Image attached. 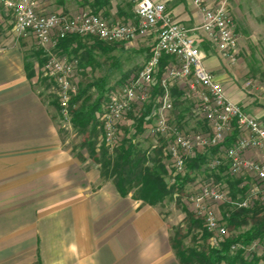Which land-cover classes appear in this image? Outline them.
Wrapping results in <instances>:
<instances>
[{
  "label": "crops",
  "instance_id": "1",
  "mask_svg": "<svg viewBox=\"0 0 264 264\" xmlns=\"http://www.w3.org/2000/svg\"><path fill=\"white\" fill-rule=\"evenodd\" d=\"M154 1L164 3L173 19L189 27L202 22L193 0ZM83 8L109 21L135 18L133 0H108L100 8L93 0L38 3L43 13L73 15ZM194 37L205 68L227 97L264 124V80L246 91L243 82L250 69L245 59L237 53L233 60L222 56L200 31ZM155 38L151 32L128 42L106 43L71 35L56 52L78 58L75 85H120L141 68ZM42 56L31 35L14 36L12 18L0 7V264H181L161 208L133 198L130 191L121 196L112 179L101 176L79 150L81 145L77 148L65 137L62 128L71 125L62 121L50 97L40 71ZM172 60L163 55L160 71ZM157 92L154 87L144 105L153 106ZM194 92L178 81L170 87V98L175 102L188 96L194 101ZM129 114L123 120L127 124ZM153 121L148 118L144 126ZM203 124L196 129L205 130Z\"/></svg>",
  "mask_w": 264,
  "mask_h": 264
},
{
  "label": "built area",
  "instance_id": "2",
  "mask_svg": "<svg viewBox=\"0 0 264 264\" xmlns=\"http://www.w3.org/2000/svg\"><path fill=\"white\" fill-rule=\"evenodd\" d=\"M133 2L135 18L126 22L109 21L91 11L73 15L43 13L38 9L39 0H0V7L12 16L14 36L31 35L41 48L44 57L41 75L53 85L58 112L64 123H70L69 101L76 91L74 78L79 60L56 52L61 39L76 35L116 43L155 33L149 56L138 72L108 91L106 99L95 111L94 117L101 131L99 140L111 151L117 148L123 135L121 123L129 112L139 114L153 88L158 86L160 90L152 96L153 106L147 116L154 117V121L149 122L145 130L150 135L167 139L170 183L176 184L177 177L185 175L187 159L198 152L215 149L214 153H207L204 163L208 176L193 182L197 186L188 199L209 234V246L218 248L227 236V224L217 211L218 205L228 203L236 209L264 207V124L227 97L221 84L205 68L204 53L194 37L195 32H202L204 39L222 56L234 59L237 34L227 12L230 0H216L210 4L193 0L202 14V22L193 27L173 19L162 2ZM163 55H170L173 60L160 71ZM178 81L195 91L194 110L201 114L205 130H182L169 124L170 87ZM256 86L252 79L243 82V89L248 92ZM227 138H231L229 143ZM248 153H255V156H248ZM224 175L240 179L238 186L244 187V193L232 198L228 182L221 178ZM236 246L230 245V254L237 250ZM247 249L264 260V233L253 239Z\"/></svg>",
  "mask_w": 264,
  "mask_h": 264
},
{
  "label": "rangeland",
  "instance_id": "3",
  "mask_svg": "<svg viewBox=\"0 0 264 264\" xmlns=\"http://www.w3.org/2000/svg\"><path fill=\"white\" fill-rule=\"evenodd\" d=\"M85 11L94 12V10L89 8H83L82 10H77L74 14ZM227 12L231 17L235 33L237 34L236 53L245 59L250 69L249 78L246 79H252L254 82H257L256 84L261 86V83L264 80V72L262 70V67H264V0H230ZM8 16L12 18L10 13H8ZM47 80L44 79V82L50 89V97H52L54 101H57L53 85L49 80ZM83 86V84L78 83L76 85V91L81 89ZM116 86L118 85L114 83L107 86L103 85L102 87H104V91L106 90L108 92ZM99 89H101L100 85H94V88L88 89L91 100L99 97ZM194 109L195 103L188 96L185 97V99L176 100L175 102L172 100V109L168 114L169 124L177 126L182 130H195L197 126L200 129H203V118L201 114L196 113ZM130 114L128 117V124L127 122L121 123L120 129L122 134L125 127L131 126L130 119L132 117ZM179 114L181 115L180 119H178ZM197 123H199V125ZM69 124L71 125V128H62L65 137L72 141L77 148L81 145L79 150L88 155L94 164L97 165L100 172H106L108 168L106 167L101 171L99 164H97L89 155L87 149V147L93 142L96 144L95 149L97 151L102 147L99 140L101 134L100 128L96 127L92 131L88 128L85 131H81L78 127L73 126L71 123ZM166 140L167 139L165 137L153 136L144 130L142 133L137 134L132 142L134 148L131 158L139 159V167L141 168L155 167L160 162L164 164L168 172L162 175V179L165 182L169 194L164 196V198L155 205L161 208L164 218L168 220L171 232V243H179L180 247L184 249L192 247L203 249L205 243L202 240V233L205 227L202 222L199 226L196 225L195 227L189 228L188 218L190 215L196 216V214L193 212V208L188 197L194 192V189L197 186V184L193 182L197 178H206L209 174L208 169L204 164H197L196 168L188 174V180H186L181 187L171 184V178L169 175L171 165L166 149ZM106 150L108 158L110 157L111 164L112 160L115 158L116 151H111L108 148H106ZM208 152L209 150L204 151V153ZM188 170L189 169L186 163V173ZM221 172H224V169H222ZM221 178L224 181H227L228 184L232 182L234 183L235 180L237 183L240 182V179L226 175L221 176ZM128 186L133 198L140 196L141 188L140 186L134 184V179L131 180ZM243 193L244 187H239L238 184L236 189L233 190V194L231 189L229 190V195H232V198L234 199ZM217 211L219 215L224 218V221L227 224V237L229 238H234L237 235L246 232L250 228L255 229L257 227L264 233V226L261 225L264 218L263 206L255 205L246 211H235V207H233V205L222 203L217 206ZM227 213L228 215H226ZM234 244H236V248L238 247L239 249L237 248V250H234L231 253L232 255L236 251L241 250L242 257L246 262H250L251 264H264V260L261 259V257L255 252L247 251L250 243L246 244L236 242ZM219 248H221V245L217 249ZM229 249L228 253L230 254ZM220 264L225 263L223 262Z\"/></svg>",
  "mask_w": 264,
  "mask_h": 264
},
{
  "label": "trees",
  "instance_id": "4",
  "mask_svg": "<svg viewBox=\"0 0 264 264\" xmlns=\"http://www.w3.org/2000/svg\"><path fill=\"white\" fill-rule=\"evenodd\" d=\"M107 4L108 0H93V5H96L97 8ZM94 13H97L96 10H94ZM64 39L59 41L58 46H60V43ZM92 86H94L92 83L85 84L81 89L74 92L69 101L70 123L73 126L78 127L81 131H85L88 128L92 131L98 127V122L94 117V113L100 108L102 102L106 99L107 91H104V87H102L103 85H100L101 89H99V97L91 100L88 89ZM155 88L156 90L158 89V91L160 90L158 86ZM56 105L58 109L57 101ZM151 109V104L143 105L141 112H139L136 117L133 115V123L130 127L124 128L119 146L112 150L116 151L115 158L111 163L112 165L110 164V157L108 158L107 156V147L104 148L105 146L103 144L98 151L95 149L96 144L94 142L91 143L87 149L89 155L97 164H99L101 171L106 167L108 168L106 172L102 171L100 174L106 179H112L115 188L121 196H125L130 191L128 184L134 179V184L140 186L141 188V194L136 199H139L149 205H155L157 202L162 200L164 196L169 194L165 182L162 179V175L166 174L168 171L161 162L155 167L141 168L139 167V159L131 158L134 148L132 142L137 134H140L145 130L144 122L147 121V116L150 114ZM230 141L231 138L226 139L227 143ZM210 152L214 153L215 149L213 148ZM206 157L207 153L198 152L194 157L188 159L187 167L189 170L183 177H177L175 185L181 187L183 183L188 180V174L196 168L197 164L205 163ZM237 184L236 180L234 183H229L232 194L233 190L236 189ZM246 210L248 209L235 208V211ZM188 222L189 228H191L196 225L199 226V224L202 223V220L197 216L190 215ZM261 225L264 226V218ZM208 235V232L204 229L202 233V240L205 243L203 249H197L196 247L184 249L180 247L179 243H171L179 262L181 264H220L223 262L225 264H251L250 262H246L242 257L241 250L236 251L233 255L229 254V246L230 244H234L236 242L246 244L250 243V241L256 237L262 236L263 231L257 227L255 229L250 228L246 232L239 234L234 238L226 236L224 241L221 243V248L219 249L209 246L207 241ZM36 264H40V262L37 261Z\"/></svg>",
  "mask_w": 264,
  "mask_h": 264
}]
</instances>
